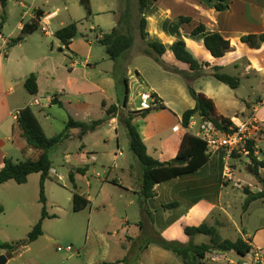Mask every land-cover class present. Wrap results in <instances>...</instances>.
Segmentation results:
<instances>
[{"label":"crops","instance_id":"1","mask_svg":"<svg viewBox=\"0 0 264 264\" xmlns=\"http://www.w3.org/2000/svg\"><path fill=\"white\" fill-rule=\"evenodd\" d=\"M36 1L44 2L43 6L36 4ZM89 1L91 16H93V18L90 19V16L87 19V22L92 23L89 32L94 36V41L97 43V40L101 38L102 34L109 33L114 27H117L123 34L130 33L132 30L133 45L136 39L140 42L138 53H149L154 56V60L158 64L157 67L162 73L163 70L167 69L168 64L169 68H176V62L178 61L174 59L171 53V45L174 42L181 40L199 63H206L200 71H196L198 72L197 78L204 79L203 76L213 78L211 75V69L212 67L217 66L214 65L213 60L219 59L222 61V65L217 67H222L223 71L227 73L229 71H239V74L237 75L231 73L230 75L238 77L240 79V85L242 84L241 80L243 78L253 76L258 82L257 84L259 88H264V68L261 67V62L258 59V53L261 48L264 47V44H262L259 49H251L240 42V38L244 35L264 33V0H225L224 4L227 7L222 11H217L215 9L214 5L217 2L216 0H146V5L143 11V17L146 21V36L144 39L139 38L137 26L138 17L135 15L137 13L138 0H135L137 1L135 7L136 11H132L131 0H122L118 7H115L114 4L107 0H96L95 2L93 0ZM45 15H51L50 23L59 21L60 11L59 8L54 5V0H8L5 7V20L2 26H0V168L3 167L5 159H10L15 162L20 161L19 157L26 155V153L32 150L26 146L21 138H19L17 131L14 128L15 118L13 117V114L19 112L25 107H29L32 110L40 125L39 117L45 122L48 121L47 112L45 111L46 109L50 110L54 106L65 109L66 106L72 104V99H75L78 104H83L80 98H84L87 103H91L95 98H99V104L104 112L105 108L110 105H115L120 109H124L123 106H121L124 99L120 102L117 94L118 88L113 66L110 70L109 67L105 70L97 69V62H91L94 61L95 58L92 51L93 41L90 40L91 38L88 34L81 33L82 40L86 46L85 50H80L76 47L81 41L79 39L76 43V37L73 38L66 49L62 48L58 40L54 37L57 41L56 47L58 49L56 51L53 50V42L45 39L48 37H45L40 33L42 38L45 39L43 42L34 37L35 32L39 31L40 20ZM100 16H108L111 18L108 32L101 29L100 24L96 21ZM181 18H187L188 22L181 21ZM36 22V30H34L33 25ZM71 22L77 23L78 32L79 22L74 20ZM10 24L12 25L11 29L3 34L4 29H7V26ZM66 25L67 24H65V26ZM199 25L204 26V33L192 35V30ZM62 27L64 26H60L54 31H57ZM23 29L28 31V34L23 37L22 41L10 48H6L8 41L19 37ZM213 33L220 34L224 39L230 42L229 51H227L221 58H213L203 45L204 37ZM153 42H158L165 47V53L163 55L158 56L155 52L152 53L153 50L147 45ZM100 46L105 53L104 47L102 45ZM130 50L116 60V62L120 60L125 62L129 57ZM104 60V57H101V61ZM107 60H109L108 57ZM202 72H206L207 74L203 75ZM30 74L36 76L38 90L36 95L28 94L23 86L24 79ZM163 76V81L166 82L170 90L174 93H183V89L188 92L187 87L194 89V87L188 85L187 82V84H179L178 81L172 80V75L168 74L167 76V73L165 72ZM123 78L127 79V89H129V79L127 76H124ZM187 81L190 82V80ZM198 84H200V82ZM194 90L211 99L207 96V92L201 88V85ZM146 92L151 95H156L155 99L158 100L159 103H162L166 108L164 111L169 109V106L164 100V96L159 88L148 85V91L141 93ZM256 102L258 103V106H255L254 108L245 103L248 113L242 112L239 117L253 115L259 122L260 126L264 127V98L257 96ZM103 104L105 105L104 107L102 106ZM127 105L128 100L126 102V109L131 111ZM83 106H85V109H88V105L85 103ZM214 106L217 116L230 119L234 116H238L236 114L224 116L218 112L215 103ZM193 107L194 101L192 100L187 109H192ZM33 108L36 109L37 113L33 111ZM134 110L139 111L138 107ZM184 111L179 112V114L174 112L176 119H178L177 123L181 122V117ZM150 118L151 117H148L147 121H150ZM194 119L195 122L198 123L199 118L195 116ZM133 121L135 125H137V131L146 146L147 153L151 157L160 161V155L163 153L162 142L163 140L167 141L171 139L173 140L174 151L177 154L181 139L185 134V132L181 130L177 132L171 131V128L177 123L157 129L150 124L139 125L137 118ZM107 124L112 127L114 126L117 140L119 130L117 117L111 118ZM48 125L50 124L48 123ZM195 129L196 126L190 127V130ZM77 133L78 130H73L71 132L73 138L77 137ZM91 133H88L82 140H79L81 141V145L78 154L83 166L77 167L73 170L75 191L88 202L87 207L83 210L87 209L88 215L91 217L93 210H97L100 206H105L106 204L111 205V197L109 195L112 194V192L111 189L108 188L110 187L113 191L119 190L118 192H120V194L118 197L120 199L123 198L122 194H124V196L130 197L131 203H135L138 206L140 220L130 223L129 220L124 218L123 222L125 227L134 225L140 231H145L146 228V231L148 232L154 230L155 232L160 233L163 231V227L159 225L156 215L159 212L158 207L162 212H165L162 209V206L165 205L167 201L173 199L170 198L173 190V188H171L172 186L169 185L168 188L163 189L170 182L166 181L155 186L156 196L147 202L150 215L143 213L139 208L138 192L140 190V179L134 176L136 173L130 164L124 166H116V164H114L113 167H110L108 172V175L114 176H107L104 179H101L98 176H94L91 180L88 178L87 167L89 163L94 164L96 161V157L91 151H85L87 144L86 140ZM179 133H181V136L177 137ZM106 143H108L107 139L105 140V145ZM149 145L155 146L152 149V154L149 152ZM118 148L119 143L116 141L117 150L112 154L114 161L118 160L119 156L123 154ZM117 152H120V155H117ZM216 155L223 160L222 154L216 153ZM67 160H69L68 155ZM211 161L212 155L210 160L197 172L181 177L189 178L188 180L191 182V188L194 190H198L199 186H202L203 189H205L209 186V180L212 178L217 179L219 183V191L217 197L213 198V201H216L215 203L219 209L225 213V210L222 209L220 204L223 189L228 184L223 181L226 171L225 165L222 163V167L215 168V165L213 166L210 164ZM77 169L82 172L77 173ZM215 172H217L216 175H214ZM79 181L84 182L85 186V190H82L81 192L79 191L81 190ZM259 190L260 188L257 187L255 190H251V192L255 193ZM162 195L167 196V199L163 198L161 204L158 206L154 205L155 201ZM202 197H204V193L201 194V198ZM176 200L178 206L175 208V212L178 213L180 211V214L174 216L173 211L172 214H168V219H174L173 221H177L184 215L186 216L185 218L200 217L203 219L207 215V212L203 208L197 210L199 204H195L194 201L196 200L192 201V199L188 198L185 194H180L179 198ZM257 202L264 204V198L252 202L251 205L256 204L255 206L259 207ZM206 204L207 206H214L209 202ZM141 219L143 221H141ZM89 225L90 221L88 222V226ZM164 225L166 224L164 223ZM107 229L108 228H106V230H97L89 226L86 240L84 244L79 247L80 250L69 253V259L73 258V256L78 258L75 259L77 260L76 263L71 264H101L113 262L127 264L125 256H122L121 258L114 257L118 252L111 250L109 244L105 241L104 236L108 235L107 237L109 239V237L115 236L117 233L115 231L110 233V230ZM241 238L250 245L252 249L264 251V213H259L254 220L244 219V230L242 231ZM92 246H94V248H92ZM143 247H145V245ZM141 248L139 252L142 255L149 253L153 260V264L172 263V260L174 259L168 251L159 248L155 244H148L146 248L142 249V251ZM90 249L94 250V252L90 251ZM125 249L126 246L121 243V250L126 251ZM215 255H217V253L209 255L211 262L212 260L223 259L227 264H235L233 259H228L226 257L231 255L234 258H237L240 262L243 260L242 257L234 252H226L217 255L219 257L218 259H214ZM209 258H204L201 261L202 264H209L207 263V259ZM6 259L8 261V258ZM139 260L141 261L140 258H138V261ZM173 263L178 264L176 259H174Z\"/></svg>","mask_w":264,"mask_h":264},{"label":"rangeland","instance_id":"2","mask_svg":"<svg viewBox=\"0 0 264 264\" xmlns=\"http://www.w3.org/2000/svg\"><path fill=\"white\" fill-rule=\"evenodd\" d=\"M94 2L96 0H93ZM118 7L122 0H107ZM132 11H136L135 7L137 1L131 0ZM36 4L43 6L44 2L36 1ZM54 5L59 8L60 16L58 22L50 23L53 30L60 26H65V24L71 21H78L79 29L75 38L76 43L81 40L76 47L80 50H85L86 46L82 40L81 33H86L90 36L92 42V51L94 54V61L97 62V69L105 70L107 67L114 69L115 80L117 82V94L119 96L120 102L123 101L124 97L127 96L128 105L127 107L131 111H135L139 106L137 99V94L141 92L148 91V85L159 88L164 96V100L168 104L167 110H152L144 118L137 117L139 125L150 124L154 127L162 128L166 125L171 126L178 122L176 119V114L182 112L189 108L192 98L189 96L188 92L183 89V93H174L170 90L169 86L164 82V72L172 75V80H176L179 84H187L193 86L194 89L201 85V88L207 92L213 102L217 106V110L220 114L224 116L238 115L247 112L248 110L245 106H258L256 102L257 96L264 98V88H259L258 82L255 77H245L243 78L242 84L237 89H230L228 86L218 82L214 78L203 76V78H197L198 72L190 71L189 68L180 62H176L177 66L175 69L169 68L163 70L161 73L157 67V63L154 60V56L149 53H138L140 42L136 39L134 45L129 53V57L124 61H111L107 60V55L103 52V48L94 41V36L90 34L89 28L92 23L87 22L86 13L83 7L80 5L78 0H54ZM134 8V9H133ZM138 17V6L137 13ZM93 16L90 17L92 19ZM100 24V28L105 32L109 31L111 18L108 16H100L96 19ZM11 24L4 29L3 34L11 29ZM138 26V19H137ZM9 27V28H8ZM133 31H130L132 35ZM39 41L50 40L53 42V50L56 51L57 41L55 38H42L39 31L35 32L34 36ZM50 47V46H49ZM62 49V48H61ZM64 50V49H63ZM154 53V51H152ZM101 57H104V61H101ZM258 59L261 62V67L264 68V47L258 53ZM174 61V60H173ZM214 65H222V61L219 59L213 60ZM214 66V67H217ZM213 68V67H212ZM229 74L237 75L239 71H229ZM202 74H207L202 72ZM124 76L129 79V89L127 94L125 93V85L123 83ZM187 80H190L188 82ZM187 82V83H186ZM200 82V84H198ZM83 104L76 103L75 99H72V104L66 106L65 109L54 106L50 110H45L47 112L48 121L45 122L39 117L41 126L43 127L44 134L47 138H50L56 134H59L67 121L68 116L74 120L80 122L89 123L91 121L100 120L105 117L104 111L99 104V98H95L91 103L85 102L84 98H80ZM84 103L88 105V109H85ZM33 111L37 113L36 109ZM175 112V113H174ZM150 121H147V118ZM48 123L50 125H48ZM118 137L116 140V134L114 131V126L109 124H103L96 131L91 133L87 138V144L85 151H91L96 157L94 164L88 165V178L91 180L94 176L99 175L101 179L106 178L108 175L110 167L131 165L134 169L136 178L141 179V170L138 161L133 156L128 148V139L126 132L124 131L122 125L118 123ZM261 134L258 142V149L260 155H264V127L261 128ZM181 133L177 135L180 137ZM108 143L105 145V140ZM174 139V138H173ZM116 141L119 143V150L123 153L119 156L118 160H113V152L116 149ZM81 141L77 137H72L69 140L64 141L61 145L48 151V157L51 161V169H54L57 175H49L44 182V194L46 197V212L49 215V219H45L42 222V236L36 241L25 245L24 247L18 248L16 252L11 253L6 249H0V257L4 256L8 258L5 264H71L76 263L78 259L73 256V258H68L69 253L58 252L56 249L58 247L65 248L71 246L73 251L80 250L86 240L88 234V227L95 228L97 230H110V233L115 231L117 234L115 236L109 237L105 235V241L109 244L112 251H117L118 254L114 257L121 258L126 257L127 264H153V260L149 253L142 255L139 250L143 247L146 241L155 231L148 232L146 230L140 231L136 226L130 225L124 226V218L129 220L130 223H134L140 220V215L138 214V206L135 203H131V199L128 196H124L120 199L118 195L119 190L113 191L111 197V205L100 206L97 210H93L92 216L89 217L88 210H81L74 212L72 210L71 196L75 191L72 183L69 181L68 174L70 171L77 167H82L83 164L79 158V148ZM155 146L149 145V152L152 154V149ZM163 153L160 155V161H170L175 158L176 153L174 151L173 140H163L162 142ZM67 155L68 159L67 160ZM35 151L31 150L26 153V155L19 157V160H25L27 158H34ZM90 156V155H89ZM264 159V156H262ZM247 158L243 155L234 154L229 163V169L232 172L233 180L227 182V186L223 189L222 198L220 204L222 209L225 210L223 213L216 201L213 198L217 197L219 191V183L217 179L209 180L208 187L203 189L199 186L198 190L191 188V182L189 178L180 177L169 181L170 183L166 185L163 189L168 188L171 185L173 188L170 198H173L165 203L169 204L171 202H177L176 199L179 198L180 194H185L188 198L192 199L194 203L199 204L197 210L203 208L207 215L205 218H185L180 217L177 221L174 219H168V214H172L174 211V216L180 214L175 212V209L171 211L162 212L158 207L159 212L156 218L159 221V225L163 227V231L160 234L163 238L167 240H175L182 244H187L190 241L194 244L208 243L209 238L207 236L197 235L193 238H189L184 234V227L186 226H197L202 223L209 225L219 224L218 232L222 239L235 240L241 237L242 231L244 230V219H256L259 213H264V204L257 202L256 204L249 205L246 210H243V201L245 195L243 194L244 189L255 190L261 185L258 180H256L247 171V166L249 163L246 162ZM223 160L219 158L218 155H212V161L210 164L215 168L222 167ZM261 173H264L260 169ZM217 172L214 173L216 175ZM213 175V176H214ZM60 176L62 179H57ZM78 178V177H77ZM78 183V182H77ZM233 183H238L241 188L233 186ZM81 190H85L84 182L79 181ZM205 185V184H204ZM207 185V184H206ZM193 186V185H192ZM204 193V197L201 198V194ZM133 198V197H132ZM167 199V196L162 195L156 201L155 204L158 206L161 201ZM257 201V200H256ZM207 202L214 206H207ZM0 207L2 212H0V245L1 244H14L17 242H25L27 239V234L31 227L38 221L41 213V203L39 202V174H31L28 176L26 183L16 184L14 181H8L0 185ZM164 213V214H163ZM249 217V218H247ZM216 220V221H215ZM90 225L88 226V222ZM141 221H143L141 219ZM164 223L166 225H164ZM92 241V238H91ZM121 243L126 246V251L121 250ZM157 246V245H156ZM159 247V246H158ZM94 248V246H92ZM161 248V247H159ZM163 249V248H161ZM164 250V249H163ZM93 251L94 250H91ZM167 251V250H166ZM264 253V251H261ZM168 253L176 259L178 264H181L180 259L168 251ZM81 254V253H80ZM141 254V255H140ZM222 253H217L220 255ZM209 258V256H207ZM228 259L234 260L235 264H241V262L231 256H226ZM138 258L141 261H138ZM174 259L172 263L174 264ZM207 259L209 264H227L221 260Z\"/></svg>","mask_w":264,"mask_h":264},{"label":"trees","instance_id":"3","mask_svg":"<svg viewBox=\"0 0 264 264\" xmlns=\"http://www.w3.org/2000/svg\"><path fill=\"white\" fill-rule=\"evenodd\" d=\"M7 1L8 0H0V26H2L5 20V7ZM216 1L214 7L217 11L226 9L227 6L224 4L225 0ZM78 2L85 10L86 18H89L91 16L90 1L78 0ZM145 5L146 0H138V34L140 39H144L146 36V21L143 17ZM181 21L188 22V19L181 18ZM36 24L37 22L33 25L34 30H36ZM204 30V26L199 25L192 30V35L202 34L204 33ZM27 34L28 31L23 29L19 37L8 41L6 48H10L21 42L23 37ZM76 35V22H71L55 31V38L60 43V46L65 49L70 45ZM97 41L104 47L108 59L115 62L130 50L133 45V36L129 33L123 34L117 27H114L109 33L102 34L101 38ZM240 42L251 49H259L261 45L264 44V33L244 35L240 38ZM203 45L213 58L223 57L230 49V42L218 33L206 35L203 39ZM147 46L158 56L165 53V47L158 42L149 43ZM171 53L176 61L185 64L191 71H200L206 64L199 63L181 40L176 41L171 45ZM211 70L212 77L218 82L228 86L230 89H237L240 86V79L223 71L222 67H213ZM123 83L125 85V93L127 94V79H124ZM23 86L28 94L36 95L38 91L36 76L34 74L28 75L24 79ZM187 90L189 96L194 101V107L183 112L181 117L182 125L187 126L189 120L196 116L200 119L211 121L219 131L224 132L227 126L230 125V118L217 116L214 103L202 93L196 92L191 87H187ZM152 96L156 98L155 94H152ZM126 102L127 97H124V101L121 105L124 109H120L115 105H110L105 108V117L103 119L91 121L89 123L75 121L68 116L63 130L59 134L50 138L45 136L41 125L29 107H25L18 112L14 128L17 131L19 138L25 142L26 146L35 151L36 156L34 158H27L16 162L10 159H5L3 167L0 168V185L8 181H14L16 184L21 185L26 183L29 175L39 174V202L42 207L40 218L31 227L27 234L26 241L17 242L12 245L1 244L0 249H6L8 252L13 253L18 250V248L24 247L42 236V221L45 218H49L45 209L46 198L44 194V182L49 178V170L51 169V161L48 157V151L61 145L64 141L71 139L73 137V134H71L73 130H78L76 136L79 140H82L88 133L96 131L111 118L117 117L118 123L122 125L126 132L128 148L140 166L141 179L140 190L138 192L139 208L147 215H150L147 202L156 196V185L177 179L181 176L193 174L210 160L211 155L207 153L204 142L187 133L182 137L178 152L174 159L168 162H160L151 157L147 153L146 146L143 143L137 131V125H135L133 120L137 117L144 118L152 110H164L166 108L157 100V105L150 110L128 111L126 109ZM102 106L104 107L105 105L103 104ZM248 148L250 149L251 163L247 166V171L258 180L261 189L255 193L248 189H244L243 194L245 195V199L243 201V210H246L252 202L264 198V173L260 172V169H264V160L257 161L253 157V150L250 144L248 145ZM81 172V170L77 169V173ZM68 178L75 189L74 173L69 172ZM71 202L72 210L74 212L81 211L88 205V202L76 192L72 194ZM177 206V202H171L163 205L162 209L164 211H171ZM0 212H2L1 207ZM218 225L219 224L209 225L202 223L197 226L184 227L183 231L186 236L189 238H193L197 235L207 236L209 238L208 243L194 244L190 241L187 244H182L175 240H167L157 232H154L153 234H156L149 237L145 243V247H142L141 251L143 248H146L148 244L152 243L175 254L180 259L181 264H202L201 261L204 258L216 253L234 252L242 258L245 257V255L251 250L250 245H248L241 237L235 240L222 239L218 232ZM101 264H118V262Z\"/></svg>","mask_w":264,"mask_h":264},{"label":"built area","instance_id":"4","mask_svg":"<svg viewBox=\"0 0 264 264\" xmlns=\"http://www.w3.org/2000/svg\"><path fill=\"white\" fill-rule=\"evenodd\" d=\"M51 15H45L40 20L39 31L42 35L48 38L55 37V31L50 25ZM139 106L138 110H150L157 103V100L150 93H139L138 94ZM17 113L13 114L16 119ZM196 126L195 130H190V127ZM259 122L254 118L253 115H248L246 117L234 116L230 119V125L227 126L224 132L219 131L216 126L209 120L200 119L198 123L195 122L194 117H192L187 126H183L182 123L175 124L172 128V132L184 131L187 134L193 135L204 142L206 151L210 155L220 153L225 165V174L223 181L231 182L234 178L232 172L229 169V163L231 162L233 155H243L247 158V163H251L250 159V149L248 145H251L253 150V157L257 161H262V156L258 149V142L260 141L261 129ZM120 155V152H117ZM231 164V163H230ZM264 171V169H262ZM49 175H57L54 169L49 170ZM97 176H99L97 174ZM57 179H62L57 176ZM233 186L241 188L238 183H233ZM58 252L71 253L73 249L71 246L65 248L58 247L56 249ZM219 257L215 255L214 259ZM241 264H264V253L260 250L252 249L243 257Z\"/></svg>","mask_w":264,"mask_h":264},{"label":"water","instance_id":"5","mask_svg":"<svg viewBox=\"0 0 264 264\" xmlns=\"http://www.w3.org/2000/svg\"><path fill=\"white\" fill-rule=\"evenodd\" d=\"M7 259L4 256L0 257V264H5Z\"/></svg>","mask_w":264,"mask_h":264}]
</instances>
